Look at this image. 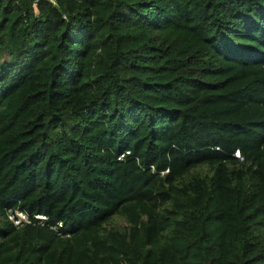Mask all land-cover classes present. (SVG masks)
Wrapping results in <instances>:
<instances>
[{"label":"trees","instance_id":"1","mask_svg":"<svg viewBox=\"0 0 264 264\" xmlns=\"http://www.w3.org/2000/svg\"><path fill=\"white\" fill-rule=\"evenodd\" d=\"M0 264H264V0H0Z\"/></svg>","mask_w":264,"mask_h":264},{"label":"built area","instance_id":"2","mask_svg":"<svg viewBox=\"0 0 264 264\" xmlns=\"http://www.w3.org/2000/svg\"><path fill=\"white\" fill-rule=\"evenodd\" d=\"M40 0H36L38 2ZM54 2L55 0H50ZM238 158L243 159L240 152L237 151L235 154ZM8 219L13 223L16 228H22L26 225L34 226H46L50 223V218L46 214L37 213L29 215L27 212L20 209H9L7 212ZM63 227V222L59 221L57 224L52 226L53 229L57 230V233L63 237H70L69 233H63L60 228Z\"/></svg>","mask_w":264,"mask_h":264},{"label":"rangeland","instance_id":"3","mask_svg":"<svg viewBox=\"0 0 264 264\" xmlns=\"http://www.w3.org/2000/svg\"><path fill=\"white\" fill-rule=\"evenodd\" d=\"M112 224L113 225H125L126 224V222H125V220L123 219V218H115L113 221H112Z\"/></svg>","mask_w":264,"mask_h":264}]
</instances>
